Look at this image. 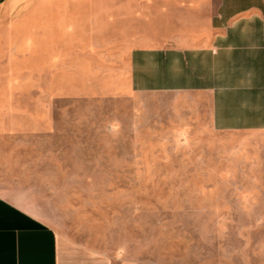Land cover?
Masks as SVG:
<instances>
[{
	"label": "rangeland",
	"instance_id": "rangeland-1",
	"mask_svg": "<svg viewBox=\"0 0 264 264\" xmlns=\"http://www.w3.org/2000/svg\"><path fill=\"white\" fill-rule=\"evenodd\" d=\"M185 0H0V182L61 234L140 264H264V220L222 181L227 138L139 94L128 54Z\"/></svg>",
	"mask_w": 264,
	"mask_h": 264
},
{
	"label": "crops",
	"instance_id": "crops-1",
	"mask_svg": "<svg viewBox=\"0 0 264 264\" xmlns=\"http://www.w3.org/2000/svg\"><path fill=\"white\" fill-rule=\"evenodd\" d=\"M164 43L128 54L126 87L187 102L227 138L219 168L249 218L264 220V0H185ZM0 182V264H140L61 234Z\"/></svg>",
	"mask_w": 264,
	"mask_h": 264
}]
</instances>
